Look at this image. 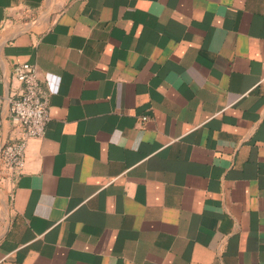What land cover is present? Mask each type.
<instances>
[{
  "label": "crops",
  "instance_id": "crops-1",
  "mask_svg": "<svg viewBox=\"0 0 264 264\" xmlns=\"http://www.w3.org/2000/svg\"><path fill=\"white\" fill-rule=\"evenodd\" d=\"M23 63L0 264H264V0H0V150Z\"/></svg>",
  "mask_w": 264,
  "mask_h": 264
},
{
  "label": "built area",
  "instance_id": "built-area-1",
  "mask_svg": "<svg viewBox=\"0 0 264 264\" xmlns=\"http://www.w3.org/2000/svg\"><path fill=\"white\" fill-rule=\"evenodd\" d=\"M15 93L9 100V110L20 137L6 143L0 150V182H11L23 172L27 143L42 138L49 120V100L35 66L23 63L13 69ZM1 111V97H0Z\"/></svg>",
  "mask_w": 264,
  "mask_h": 264
}]
</instances>
